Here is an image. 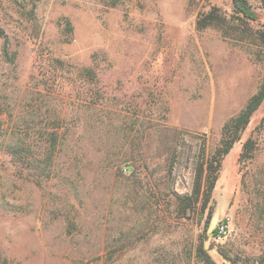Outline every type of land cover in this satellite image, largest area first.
Returning a JSON list of instances; mask_svg holds the SVG:
<instances>
[{"label": "rangeland", "instance_id": "obj_1", "mask_svg": "<svg viewBox=\"0 0 264 264\" xmlns=\"http://www.w3.org/2000/svg\"><path fill=\"white\" fill-rule=\"evenodd\" d=\"M213 6L232 14L231 0H0V264H203L200 247L264 264V102L205 210L175 199L264 80V45L196 27Z\"/></svg>", "mask_w": 264, "mask_h": 264}, {"label": "trees", "instance_id": "obj_2", "mask_svg": "<svg viewBox=\"0 0 264 264\" xmlns=\"http://www.w3.org/2000/svg\"><path fill=\"white\" fill-rule=\"evenodd\" d=\"M260 1L264 6V0ZM231 3V15L222 13L219 8L213 6L208 11L200 14L196 21V27L198 29H204L212 26L224 31L226 27H228V29L233 30V32H239L242 35H247V37H252L254 41L264 45V29H253L250 26V23L257 19V15L250 7L248 0H231ZM262 102H264V80L256 92L249 97L243 108L236 115L228 118L223 123L219 145L214 150L210 159L208 161H203V159H201V161L197 163L194 170L191 193L183 196L175 195L176 200L186 203L184 207L188 206L193 208V205L201 200V211L203 212L205 210V205L210 199V194L218 177L221 159L239 139L241 132L249 123L250 117ZM253 148L254 146L251 140H247L243 145V150L246 155L252 152ZM209 213L211 212L208 211V214ZM208 217H210V215L206 217L205 227L208 226ZM198 252L203 264H214L202 247L198 249Z\"/></svg>", "mask_w": 264, "mask_h": 264}, {"label": "built area", "instance_id": "obj_3", "mask_svg": "<svg viewBox=\"0 0 264 264\" xmlns=\"http://www.w3.org/2000/svg\"><path fill=\"white\" fill-rule=\"evenodd\" d=\"M228 234V225L226 222H221L217 227V238L221 239L223 237H226Z\"/></svg>", "mask_w": 264, "mask_h": 264}]
</instances>
